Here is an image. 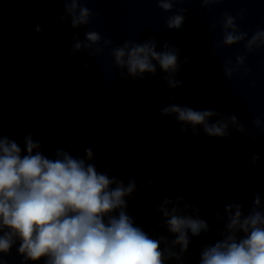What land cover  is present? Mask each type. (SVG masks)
<instances>
[{
	"label": "clouds",
	"instance_id": "9594fccd",
	"mask_svg": "<svg viewBox=\"0 0 264 264\" xmlns=\"http://www.w3.org/2000/svg\"><path fill=\"white\" fill-rule=\"evenodd\" d=\"M64 5L60 23L70 21L78 30L87 27L94 13L84 4L87 0H58ZM164 12L186 0H154ZM223 0H199L203 7ZM187 9L180 8L166 18L168 29L182 28ZM239 16L224 12L219 23L222 39L212 47V56L221 55L225 47L243 43L244 53L237 54L235 63L227 58L223 75L231 80L234 74L246 77L251 69L246 64L248 54L264 49V28H257L250 36L242 31ZM215 30V22L209 26ZM37 32L42 28L37 25ZM72 54L84 52L89 58L108 54L119 70L120 79L143 80L146 74L156 76L158 70L170 90L179 89L183 82L177 78L181 68L180 49L164 43L158 50L157 40L141 43L125 39L113 47V41L103 39L96 31H86L84 39L78 32L72 37ZM188 62L185 57L183 64ZM89 66L88 60L83 64ZM254 87V83L252 84ZM155 91L156 89H152ZM162 90V89H161ZM172 99V97H169ZM162 116H174L182 132L199 135L198 127L212 138H229L232 132L246 129L236 115L216 110H194L188 106L169 104L161 109ZM215 118L214 122L212 119ZM257 129L264 123L253 120ZM47 131V129H45ZM255 142V137H252ZM24 148L3 134V114L0 112V264L16 247L21 264H185L192 237L211 231L209 220L200 215V209L185 200L165 196L155 206L160 214L159 228L172 237L151 235L129 215L128 198L137 191L134 177L125 184L122 179L99 172L93 161L91 148L83 158L73 157L68 151L56 149L49 158L41 151V143L31 134L24 137ZM260 159L253 154L251 164ZM244 170V169H242ZM149 180L147 186L151 187ZM222 224L216 235L219 239L206 244L200 251L198 264H264V203L259 193L254 194L252 206L245 212L243 203H229L224 215L211 213Z\"/></svg>",
	"mask_w": 264,
	"mask_h": 264
}]
</instances>
